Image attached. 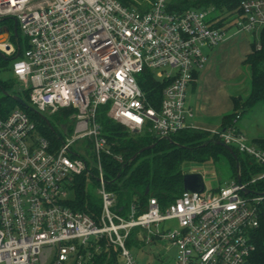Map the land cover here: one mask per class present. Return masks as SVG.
<instances>
[{"label": "built area", "instance_id": "built-area-1", "mask_svg": "<svg viewBox=\"0 0 264 264\" xmlns=\"http://www.w3.org/2000/svg\"><path fill=\"white\" fill-rule=\"evenodd\" d=\"M173 1L0 0V21L12 24L0 28V36L9 30L0 53L13 58L21 49L16 21L27 48L13 61V73L29 90L32 107L44 116L74 111L73 124L59 127L57 149L24 110L0 118V264H94L111 251L117 264H138L127 248L138 229L146 243L158 239L177 247L175 264H250L264 202V193L253 191L264 186V149L248 144L239 116L223 129L188 123L187 90L207 63L202 49L224 42L225 30L216 18L208 21L213 8L179 11ZM236 1L235 28L262 31L264 0ZM146 72L166 83L158 109L140 86ZM106 106L107 116L132 134L171 139L185 131L208 133L262 171L217 190L183 192L166 206L151 198L127 211L105 178L103 158L123 161L98 122ZM85 142L89 152L80 150ZM81 177L97 187L98 214L73 207L70 192ZM173 221L176 228L160 231Z\"/></svg>", "mask_w": 264, "mask_h": 264}, {"label": "trees", "instance_id": "trees-1", "mask_svg": "<svg viewBox=\"0 0 264 264\" xmlns=\"http://www.w3.org/2000/svg\"><path fill=\"white\" fill-rule=\"evenodd\" d=\"M174 7L183 11L189 8L209 9L213 8L220 15L216 17L219 21L217 27L225 28V18L222 14L230 13L235 15L230 27L239 17L238 3L236 0H174ZM261 49L255 47V51L250 55L244 65L251 71V92L249 97L241 103L236 101V111L227 117L223 127L229 126L237 117H241L242 108L246 105L252 108L264 102V29L260 31ZM5 61V60H4ZM142 90L147 95L150 105L158 109L162 99V91L166 83L159 82L150 72L144 73L139 79ZM6 91L0 84V91ZM27 94V93H26ZM18 96L22 100L28 95ZM16 96V95H14ZM18 104L10 95H0V118L7 116ZM38 125L39 131L51 143L54 149L59 147L61 135L58 125H69L72 109L61 110L55 113V120L46 117L53 130L36 114L22 107ZM32 107V106H31ZM98 122L102 125L105 136L114 145V152L123 158L120 163L108 157L103 158L105 178L110 182L112 190L118 198L120 207L129 210L133 203L145 207L149 199L154 198L166 206L173 203L184 192L183 178L187 174L184 165L192 161L202 162L207 157L216 154H223L230 160L234 177L237 178V165H240L243 177L260 173L262 169L256 166L248 157L242 156L236 149H233L238 157H234L223 147L216 145L220 142L209 136L208 133L198 131H185L171 138V141L156 138L154 135L132 134L122 126L113 122L107 115L99 113ZM253 144L264 149V138L253 140ZM154 145L152 150L139 154L135 161L130 159L145 147ZM255 194H263L264 186L255 185ZM73 207L78 210L98 214L100 212V202L92 197H85V183L83 177L76 179L74 187ZM259 228L252 234L254 251L250 264H264V202L259 211ZM118 257L114 251L103 252L98 255L94 264H117Z\"/></svg>", "mask_w": 264, "mask_h": 264}, {"label": "rangeland", "instance_id": "rangeland-1", "mask_svg": "<svg viewBox=\"0 0 264 264\" xmlns=\"http://www.w3.org/2000/svg\"><path fill=\"white\" fill-rule=\"evenodd\" d=\"M196 1V0H194ZM139 4L142 6L150 5L151 0H137ZM219 13H211V15L208 17V21L211 19L216 18L219 16ZM222 18H225L226 26L224 28L225 30V41L227 35L234 34L236 31L238 33H242L245 38L248 40H252V33L251 32H243L235 28V25H233L231 28V24L233 19L235 18L234 12L233 14L226 13L222 14ZM11 21H6L4 23L0 24V28H3L7 26V24L12 25L10 23ZM231 22V24H230ZM219 21H216V24L219 25ZM239 35V34H238ZM20 36V45L22 51H25L27 48V40L23 33L19 32ZM7 39V36L1 35L0 40L4 42ZM12 43H15L12 41ZM210 51L208 48H203L202 52L203 55L206 57L207 53ZM217 62V60H216ZM13 61H4L0 57V84L5 87L6 93H8L11 96H20L21 95H28V98H24L23 101L29 105L32 106V102L30 100V92L26 89L25 86H23L18 79L15 77L13 73ZM207 63H213L214 59L212 56L207 58ZM206 63V64H207ZM224 62H221V65ZM220 65V66H221ZM234 65L233 67H235ZM242 70V79H240V82H243L244 87H232L230 90L233 91V94H241L242 97L246 98V96L249 94L250 91V77L249 73L247 72L246 68H241ZM236 71V70H233ZM155 73H157L155 71ZM229 90V87H227ZM247 89V90H246ZM242 90V91H241ZM3 91H0V95L2 96ZM21 97V96H20ZM20 109V106L18 104H15V107L12 110ZM109 110V106L102 107L99 111V113H103L107 115V112ZM55 113L47 112L45 113V116L48 117L51 120H55ZM72 115L70 116L71 120ZM73 124V120L70 121L71 125ZM58 128L61 126L59 124ZM238 127L241 129L243 134L246 136L248 144L251 146L252 139L254 138H264V102L254 106L246 105L242 108L241 117L239 119ZM71 131L70 129L68 130ZM80 146V150L88 151L90 150V147H87V143H82ZM86 147V149H84ZM87 152V154H88ZM90 154V153H89ZM230 160L227 156L223 154H216L213 157H207L204 161H192L189 162L187 165H184V171L187 173L189 171H197L200 172L203 175L205 187L208 190H217L219 187L226 186L227 184H230L234 182V172L232 170V166L230 164ZM188 174V173H187ZM84 183H85V197H92L93 200L99 201L98 198V192L96 190V185L91 184L88 186V180L83 177ZM74 194L70 192V198H73ZM177 227V223L175 221L173 222H166L159 228L161 232L167 231L168 229L173 230ZM153 231H156L157 228L154 226L152 227ZM144 231L142 229H138L133 231L131 239L127 242V248L133 257V259L138 264H175L178 249L177 247L172 246L170 243H165L161 240H154L151 243H146L143 239ZM64 264H75L73 260H69L65 262Z\"/></svg>", "mask_w": 264, "mask_h": 264}, {"label": "crops", "instance_id": "crops-1", "mask_svg": "<svg viewBox=\"0 0 264 264\" xmlns=\"http://www.w3.org/2000/svg\"><path fill=\"white\" fill-rule=\"evenodd\" d=\"M252 34V40H248L242 33L236 31L234 34L227 35L226 41L208 48L210 51L206 57L212 56L214 64L207 63L199 69L187 90L186 107L192 114V117L188 119L189 124L199 128L223 129L225 119L236 111V101L242 105L249 97L251 71L244 62L254 53L255 47L258 49L261 44L260 32ZM221 62L224 63L221 65ZM234 65L236 66L233 67ZM243 67L247 69L250 77V91L246 98L241 94H233L230 90L234 86L244 87L243 82H238L243 77L241 70ZM255 139L258 138L252 139V144ZM253 146L258 147L254 144Z\"/></svg>", "mask_w": 264, "mask_h": 264}, {"label": "water", "instance_id": "water-1", "mask_svg": "<svg viewBox=\"0 0 264 264\" xmlns=\"http://www.w3.org/2000/svg\"><path fill=\"white\" fill-rule=\"evenodd\" d=\"M6 20H2L0 21V24L3 23ZM4 35L8 36L9 35V30L6 28L4 29ZM14 37L16 38V41H18V27H17V22L14 21ZM20 46L18 45V51L15 57L13 58H7L6 56H4L2 53H0V57L9 62V61H14L16 60L19 55H20ZM3 94L4 95H9L8 93H6V91L3 90ZM11 96V95H10ZM18 104H20L22 107L26 108L27 110L33 112L34 114L38 115L46 124L47 126L53 130V127L51 126V123L49 122V120L40 112H38L36 109H34L33 107L27 105L21 98H19L18 96H11ZM164 140H168L171 141V139H164ZM216 145L221 146L223 148H225L233 157L234 159L237 161L238 157L235 154L234 150L232 148H230L229 146H226L225 144H223L222 142H217ZM154 148V145L152 146H148L143 148L142 150H140L138 153H136L131 159L130 162H133L136 160V158L138 157L139 154H142L144 152H147L149 150H152ZM237 180L240 182L241 181V169H240V165H237ZM183 190L186 193H198L201 194L204 192L205 190V183H204V178L200 173H188L184 175L183 178ZM246 194H248V191L246 192Z\"/></svg>", "mask_w": 264, "mask_h": 264}]
</instances>
